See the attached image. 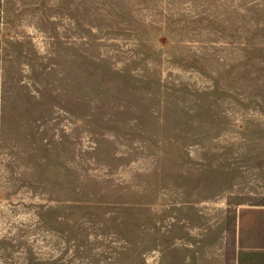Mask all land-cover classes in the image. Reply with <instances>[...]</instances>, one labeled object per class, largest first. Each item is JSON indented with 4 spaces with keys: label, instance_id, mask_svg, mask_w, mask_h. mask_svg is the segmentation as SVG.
<instances>
[{
    "label": "rangeland",
    "instance_id": "obj_1",
    "mask_svg": "<svg viewBox=\"0 0 264 264\" xmlns=\"http://www.w3.org/2000/svg\"><path fill=\"white\" fill-rule=\"evenodd\" d=\"M264 203V0H0V264H233Z\"/></svg>",
    "mask_w": 264,
    "mask_h": 264
},
{
    "label": "crops",
    "instance_id": "obj_2",
    "mask_svg": "<svg viewBox=\"0 0 264 264\" xmlns=\"http://www.w3.org/2000/svg\"><path fill=\"white\" fill-rule=\"evenodd\" d=\"M236 212L233 264H264V203H243Z\"/></svg>",
    "mask_w": 264,
    "mask_h": 264
}]
</instances>
